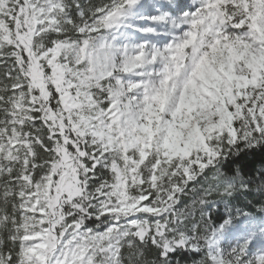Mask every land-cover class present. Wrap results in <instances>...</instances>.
<instances>
[{
  "label": "snow or ice",
  "instance_id": "6c2138e0",
  "mask_svg": "<svg viewBox=\"0 0 264 264\" xmlns=\"http://www.w3.org/2000/svg\"><path fill=\"white\" fill-rule=\"evenodd\" d=\"M0 264H264V0H0Z\"/></svg>",
  "mask_w": 264,
  "mask_h": 264
},
{
  "label": "trees",
  "instance_id": "16d2710c",
  "mask_svg": "<svg viewBox=\"0 0 264 264\" xmlns=\"http://www.w3.org/2000/svg\"><path fill=\"white\" fill-rule=\"evenodd\" d=\"M261 157L258 155L255 158H249V162L252 164H255L257 167H259V163H260Z\"/></svg>",
  "mask_w": 264,
  "mask_h": 264
}]
</instances>
